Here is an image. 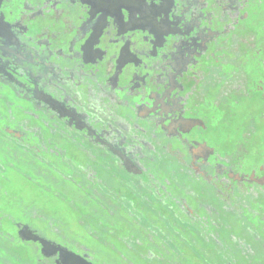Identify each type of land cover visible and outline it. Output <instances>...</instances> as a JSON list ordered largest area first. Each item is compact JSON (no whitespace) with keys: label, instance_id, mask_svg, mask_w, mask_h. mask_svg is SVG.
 <instances>
[{"label":"flooded vegetation","instance_id":"af4514ba","mask_svg":"<svg viewBox=\"0 0 264 264\" xmlns=\"http://www.w3.org/2000/svg\"><path fill=\"white\" fill-rule=\"evenodd\" d=\"M0 264H264V0H0Z\"/></svg>","mask_w":264,"mask_h":264},{"label":"rangeland","instance_id":"374dc122","mask_svg":"<svg viewBox=\"0 0 264 264\" xmlns=\"http://www.w3.org/2000/svg\"><path fill=\"white\" fill-rule=\"evenodd\" d=\"M26 178V177H25ZM20 180H18V182H19ZM28 188H30V186L28 187ZM25 191V190H24ZM27 191V190H26ZM29 192H31L32 193V191L31 190H28ZM2 230L4 231V233L5 234H11V235H15L16 234V230H15V228L11 225V223L10 222H8V221H4V223H3V226H2Z\"/></svg>","mask_w":264,"mask_h":264}]
</instances>
